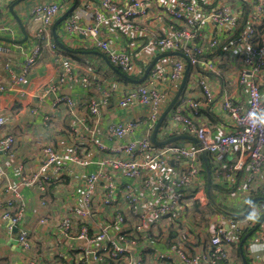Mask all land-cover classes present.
Here are the masks:
<instances>
[{
  "label": "built area",
  "instance_id": "2783aa9c",
  "mask_svg": "<svg viewBox=\"0 0 264 264\" xmlns=\"http://www.w3.org/2000/svg\"><path fill=\"white\" fill-rule=\"evenodd\" d=\"M66 5L61 1L39 2L32 6L31 14L37 26L35 42L20 74H15L8 66V70L13 73L12 83L26 81L44 45L62 60L60 48L51 38L50 27L58 14L66 9ZM159 5L163 8L158 7L154 12L148 0H126L123 5L117 0H87V11L92 14L93 22L86 24L71 14L64 23L63 29L66 33L81 36L85 45L99 49L107 55L112 64L121 67L133 77H139L143 73V67L140 65L143 54L133 50L131 46L117 47L108 38L101 37L103 26L111 25L117 30L129 33L133 38L145 36L147 41L143 46L178 55L169 65L153 64L150 77L136 82L117 101L121 108H143L146 111L145 123H148L149 130L154 129L169 103V91L177 90L176 86L181 83L188 65L198 69V86L201 87L203 96V101L191 97L181 99L163 126L169 135H173L178 129L185 130L198 138L199 147L186 143L155 145L147 133L113 147L110 157L100 162V169L85 177L82 204H75L70 209L83 219L76 236L80 241L78 251L81 257H91L101 264L107 261L112 264H144L141 253L128 260H125L124 255L133 253L132 246L138 248L160 227L167 231L175 226L177 231L169 237L168 248L157 252V261L168 260L169 264H224L230 260L228 255L239 243L242 231L255 224L258 217H228L225 226L219 223L213 229L207 249L189 253L188 243L195 248L198 244L192 233L181 232L183 218L179 211L187 197L192 195L189 190L198 189L201 185V153L207 151L216 158L236 150L238 157L233 165V172L237 174L240 170H248L245 175L246 191L253 179L264 170V124L260 122L264 117V91L259 81V77L264 74V0H241L240 6L235 5L234 0H161ZM246 11L244 25L239 29ZM7 29L0 16V32ZM223 42L226 49L239 55L242 63L237 84L249 97L247 107L235 101L227 90L216 88L219 85H214L210 80L209 71H214L216 67L214 59L208 55ZM72 73L70 67H64L58 82L44 87V94L75 80ZM162 77H165L166 89H160L156 85L163 84L157 80ZM84 81H88L87 78ZM5 89L0 83V93ZM217 98H220L224 114L231 124L229 130L214 133L187 111L197 113L200 105L215 103ZM60 100H66L71 105L73 103L69 96H63ZM88 105L92 114H100L101 101L92 97ZM137 124L144 122L110 123L107 132L112 136L122 137ZM6 125V116L0 112V152L12 155L18 139L14 134L2 133ZM100 146L104 147L103 144ZM43 155L40 170L31 176L21 175L19 184L10 181L0 158V220L6 223L9 233L13 234L17 229V242L26 252L32 249L33 243L29 231L20 227L25 202L19 185L36 186L40 193L44 194L46 185L61 175V164L64 163L63 155L51 145L43 149ZM182 157L187 160L185 170L178 175H171L169 161ZM70 159L83 163L76 151ZM114 172L139 179L143 187L150 189L155 198L151 209L147 210L151 200L140 203L136 195L128 194L131 211L138 217L131 235L125 234L127 223L120 211L100 223L94 233L90 226L94 201H102L106 206H112L118 194L122 192L117 186ZM101 183H104V187L99 190ZM41 222L47 223L48 217H43ZM61 224L64 235L72 238V218L65 216ZM139 233L140 235H137ZM253 233L248 245L249 259L252 264H264V221ZM19 264L38 262L31 258Z\"/></svg>",
  "mask_w": 264,
  "mask_h": 264
},
{
  "label": "crops",
  "instance_id": "0c3cea01",
  "mask_svg": "<svg viewBox=\"0 0 264 264\" xmlns=\"http://www.w3.org/2000/svg\"><path fill=\"white\" fill-rule=\"evenodd\" d=\"M61 1L66 3L67 7L58 14L54 23L71 8L72 11L59 22L56 32L53 30V23L50 33L51 38L60 48L62 60H59L44 45L26 81L12 83L13 73L8 70V66L15 74H20L35 42L34 35L37 26L32 18V6L39 2L59 3ZM93 1L99 2V0ZM117 1L122 5L126 2V0ZM148 1L154 8V12L158 7L163 8L159 5L161 0ZM240 2L241 0H234L235 5H239ZM86 4L87 0H0V16H2L5 27L8 28L6 31L0 32V83L6 87L0 93V112H3L7 119V125L2 133L14 134L18 139L12 155L0 152V158L6 167L10 181L19 184L21 175L31 176L40 170L44 156L43 149L46 146L51 145L64 157V163L61 164V175L51 181L53 187L49 189L46 187L44 194H41L36 186L19 185L25 202L20 227L29 231L33 247L28 252L23 251L17 242V229L13 234L9 233L6 223L0 220V264H19L31 258L35 259L38 264H74L75 262L101 264L91 257L89 259L81 257L78 251L80 241L76 236L79 232L80 221L83 219L70 209L75 204H82L85 177L100 169V162L110 157L113 147L131 139L140 138L147 133L150 134L151 139L154 131V129L149 130L148 123H145L146 111L143 108H121L117 101L136 82H142L150 77V70L146 76L145 72L154 61V66H165L172 63L178 55L147 48L143 46L147 37L133 38L127 32L117 30L111 25H105L101 28V37L108 38L117 47L131 46L133 50L143 54V60L140 62L143 73L139 77L124 73L116 65L112 67V63H108L105 53L85 45L81 36L71 35L63 29L65 21L71 14L76 15L80 21L86 24L93 22V16L87 11ZM61 43L64 47L61 46ZM224 45V42L221 43L213 53L208 55L214 59L216 67L214 71H209L210 80L214 85H219L216 88H220L222 91L227 90L235 101L247 107L249 97L237 84V76L242 68V63L239 55L226 49ZM63 49L70 52L66 53ZM94 51H98V53ZM64 67H70L75 80L44 94V87L56 84ZM188 69V80L178 100L191 97L203 101L201 87L198 86V69L193 65H188ZM165 77L167 78V76ZM165 77L157 79L163 82L162 85L156 84L160 89L167 88L164 82ZM85 78L88 81H84ZM259 81L264 91V74L259 77ZM180 84L176 86L177 90L169 91V103L177 93ZM63 96H69L73 102L72 105L66 100H60ZM92 97L101 101L99 115L90 112L88 102ZM187 112L190 116L195 117L200 124L208 126L214 133L230 128L231 123L224 114L220 98H217L215 103L200 105L197 113ZM136 121L144 122V124H137L122 137H115L107 132L110 123ZM164 124L165 121L157 133V137L161 141L188 134L185 130L178 129L173 135H169L163 129ZM152 143L158 145L153 141ZM182 143L196 147H199L200 144L189 139ZM100 144H103L104 147ZM75 151L83 163L70 159ZM237 157L236 150L216 158L212 157V176L216 184L213 182L215 187L211 189V192L218 200L232 206L241 215L245 214L239 218L248 219L252 216L260 218L262 209L259 205L252 203L247 205L250 188L245 190L247 185L245 175L248 170H240L239 175L233 172V165L236 163ZM186 164L187 160L183 157L170 160L171 175L180 174L185 170ZM108 169L109 167L106 171ZM113 175L122 192L118 194L117 200L112 206H106L102 201H94L90 216L92 233L97 230L100 223L109 220L116 211H120L127 223L125 234L131 235V231L135 229L138 222V217L131 211L128 194L136 195L140 203L151 200L147 210L151 209L155 198L150 192L151 190L145 189L139 179L116 172ZM209 181L210 171L207 167V172L201 173V185L198 189L189 190L192 195L187 197L184 206L179 211V215H182L183 218L180 226L181 232L192 233L198 244V247L195 248L194 245L188 243L189 253L207 249L210 246V235L216 225L223 223L225 226L227 224L228 217L224 214L226 213L224 209L218 208L217 211L208 209V196L211 188ZM103 187L104 183H101L99 190H102ZM261 187H264V170L251 183V189ZM0 198H2L1 191ZM198 202L200 206L197 204ZM247 210L248 212H246ZM65 216H70L73 221V227L70 229L72 238L66 237L62 230L61 222ZM43 217H48L47 223L41 222ZM261 219L264 221L263 217ZM176 231L175 226L170 227V230L167 229V231L160 227L148 241L141 243L138 248L132 246L134 251L124 255L125 260L141 253L144 264H169L168 260L157 261L156 254L158 251L168 248L169 237ZM224 264L242 263L237 258V252L233 250L230 260Z\"/></svg>",
  "mask_w": 264,
  "mask_h": 264
},
{
  "label": "trees",
  "instance_id": "16d2710c",
  "mask_svg": "<svg viewBox=\"0 0 264 264\" xmlns=\"http://www.w3.org/2000/svg\"><path fill=\"white\" fill-rule=\"evenodd\" d=\"M246 13H247V11L245 12L244 17L241 19V23H240L241 25H240L239 29L241 27H243V25H244L245 18H246ZM63 50L66 53H69L70 52L69 50H66V49H63ZM117 67H119V66H117ZM119 68L122 69L121 67H119ZM178 102H179V100L177 101V103ZM168 117L169 116H167L166 119L164 120L165 122H167ZM184 141H186V139H180V140H177V141H174V142H170V143H182ZM200 158L202 160V165H203L202 173L204 171L207 172V167H208V171H210V181H209V184H210V187L211 188H210V193H209V196H208V198H209L208 205H207L208 206V209H211V210H214V211H217L218 208L219 209H222V210L224 209L226 211V213H224V214L227 217H230V218L233 217V218H236V219H242V218H239L240 216H237V214L240 213V212H238L232 206H228L224 201L218 200L216 198L215 194H213L211 192V189H213V187H215V184H216L215 181H213V176H212V156H211V153H209L207 151L205 153H201L200 154ZM237 175H239V174L237 173ZM51 184H52V182L49 183L46 186L47 189H49L50 187H53ZM49 185H51V186H49ZM248 194H249V199L247 201V205H248V203H252L253 205H259V207L262 209V215L260 216V218L258 217V219H256L257 221H256L255 224H253L252 226H248L247 228H245L242 231V236L240 237L239 243L236 246H234L237 249L236 248H233L232 249V251L235 250L237 252V258L240 259V261H241L242 264H244L243 255L246 257V259L248 260L249 264L251 263V260L249 259V255H248L249 254V252H248L249 241H250L251 237L254 234L253 232L258 227L257 226L258 222L261 221V218L262 217L264 218V187H261V188H258V189H256V188L251 189V186H250V190H249ZM197 204L200 206V203L199 202ZM250 231H252V233L251 234H248ZM247 234H248V236H247L246 240L244 241V243L241 246V241H242V239ZM232 251L230 252V254L228 255V257H231ZM242 252H243V255H242ZM105 264H112V263H110L109 261H107Z\"/></svg>",
  "mask_w": 264,
  "mask_h": 264
},
{
  "label": "water",
  "instance_id": "95a60500",
  "mask_svg": "<svg viewBox=\"0 0 264 264\" xmlns=\"http://www.w3.org/2000/svg\"><path fill=\"white\" fill-rule=\"evenodd\" d=\"M71 11H72V8L69 11H67L64 15H62V17L57 19V21L54 23V26H53L54 32H56V28H57V25L59 24V22L64 20L66 18V16ZM55 37L58 40L56 34H55ZM61 46L64 47V45L62 43H61ZM94 52L98 53V51H94ZM105 58H106V56H105ZM106 59H107L108 63L111 64V62L108 60V58H106ZM154 63H155V61L146 69L145 76L148 74L149 70L151 69V67L153 66ZM111 66L114 67L115 65L111 64ZM188 71H189V69L187 68V71L185 73L184 78L182 79V82L180 84V87H179L177 93L175 94L174 98L169 103V105L166 107V109L163 111V113L161 114L158 122L155 125V128H154V131L152 133L151 139H152V141L154 143H156L158 145L167 144V143L174 142V141H177V140H180V139H189V140H192V141L197 142V143L199 142L197 137H195L193 135H189V134H182V135L170 137V138H168V139H166L164 141L158 140V137H157V133H158L159 128L161 127V125L163 124L165 118L168 116V114L170 113V111L172 110V108L174 107V105L176 104V102L178 101V99L181 96V93H182V91H183V89L185 87V84H186L187 80H188ZM199 146H200V144H199ZM246 212H248V210ZM242 215H245V214H242ZM242 215L240 213L237 214V216H242ZM262 221H263V219H261V221L258 222L257 226H259ZM251 233H252V231H250L248 234H251ZM248 234L242 239L241 246L244 243V241L246 240ZM242 255H243V252H242ZM243 261H244V264H249L248 260L246 259V257L244 255H243Z\"/></svg>",
  "mask_w": 264,
  "mask_h": 264
},
{
  "label": "clouds",
  "instance_id": "9594fccd",
  "mask_svg": "<svg viewBox=\"0 0 264 264\" xmlns=\"http://www.w3.org/2000/svg\"><path fill=\"white\" fill-rule=\"evenodd\" d=\"M260 122H261L262 124H264V117H262V118L260 119Z\"/></svg>",
  "mask_w": 264,
  "mask_h": 264
}]
</instances>
